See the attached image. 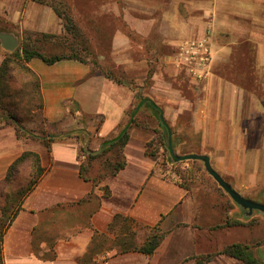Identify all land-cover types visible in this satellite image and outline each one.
I'll return each mask as SVG.
<instances>
[{"label": "crops", "instance_id": "obj_1", "mask_svg": "<svg viewBox=\"0 0 264 264\" xmlns=\"http://www.w3.org/2000/svg\"><path fill=\"white\" fill-rule=\"evenodd\" d=\"M196 2L184 0L190 13L199 8V17L191 13L180 18L175 11L162 15L169 23L165 30L170 47L177 36H196L211 45L210 72L194 77L197 87L189 89L194 96L173 88L162 73L155 75L150 92L140 94L92 63L66 59L48 65L38 58L27 63L39 78L43 123L32 135L36 140L19 138L15 126L0 125V181L25 152L37 154L44 171L4 232L3 264H197L195 257L207 254L216 255L207 264H244L222 253L233 243L232 233L229 228L213 229L215 208L202 205L193 190L175 183L146 155L149 133L130 131L126 166L116 175L101 177L106 173L102 159L92 163L90 180L80 171L87 160L82 148L100 152L103 143L127 127L132 109L151 100L157 108L148 101L141 108L149 105L163 112L167 125H160L168 134V150L170 137L173 148L180 147L175 126L183 136L179 145L190 151L186 155L208 156L213 169L241 196L251 199V189L264 187V0ZM123 20L142 38L154 30L160 33V16L127 15ZM2 23L20 34L60 35L64 30L53 8L32 0H0ZM112 46L123 56L135 48L122 28L114 30ZM4 54L0 45V68ZM162 62L167 75L178 73L172 56ZM128 63H121L125 71L133 68ZM133 65L146 66L144 61ZM1 104L0 86V121ZM74 131L82 132L51 140ZM156 226L164 238L152 255L123 250L140 246Z\"/></svg>", "mask_w": 264, "mask_h": 264}, {"label": "rangeland", "instance_id": "obj_2", "mask_svg": "<svg viewBox=\"0 0 264 264\" xmlns=\"http://www.w3.org/2000/svg\"><path fill=\"white\" fill-rule=\"evenodd\" d=\"M32 1L48 5L51 8L55 6L59 11L70 14L77 28L76 35L73 33L67 35L63 30V33L60 34L63 39L56 43L38 45L39 50L44 54L48 56L70 55L68 47L73 46L75 49L82 50L80 56L88 63L94 64L96 69H101L119 82L127 84L133 90H139L140 94L150 92L157 73H162L163 79L171 82L172 87L181 90L183 95H189L190 85L197 87V84L193 82L195 76L189 69L192 65L187 63L181 55V47L186 42L202 40V38L196 36L178 38L177 36L175 43L172 44L174 46L170 47L166 42L167 32L165 30L168 29L169 23L162 20V15L172 14L174 11L180 18H188L191 13L193 17H199V8H191L192 12L190 13V9L185 6L187 3H184V0H177L176 5H174L173 0ZM127 15L143 19L160 16V33L154 30L150 36L142 38L124 22L123 19ZM116 28L124 29L132 40V45L135 48L128 55H120L112 49V35ZM0 32H10L18 37L19 46L15 51L27 43L25 42V33H32L25 31L20 34L13 27L4 23L0 24ZM209 46H211L210 43ZM15 51L12 53L5 51L4 55L13 54ZM167 55L172 56L176 61L179 68L176 75L169 76L161 68V61L165 65L164 60ZM143 61L146 65L145 68H134L133 64ZM125 62H129L128 66L133 68L127 67L128 70L125 71L124 65L121 64ZM192 93L194 96L196 92ZM2 96L4 116L0 125L15 126L19 138L30 140L34 138L32 135L39 133V127L43 123L41 116L43 100L40 96L37 78L26 73L22 65L15 61L11 64L8 77L3 85ZM137 104L138 100L134 106L136 107ZM134 111L135 109H132L131 114ZM136 118L137 124L131 125L129 133L134 128H138L151 135V140L147 144L149 145L148 151L157 153L156 161L160 164L164 174L178 185L193 190L195 197L200 200L202 205H210V207L215 208V226L213 229L229 228L232 233L230 239L232 244L234 241H239L235 243L249 246V251L253 257L264 262V213L255 210L253 214L249 215L246 209L235 203L229 194L219 186L207 172L203 162L198 160L175 162L172 160L168 150V134L161 128L159 113L152 107L146 105L141 108ZM175 129L174 126L175 139L180 146L175 151L177 155L184 156L190 151L185 150L184 145H179L183 142V136L178 134L177 129ZM35 165L36 158L28 157L10 174L9 181L7 180L9 174L0 181V231H4L9 225L27 188L32 180L38 178ZM98 165L97 162L96 171L99 170L100 166ZM102 165L104 169L105 166ZM92 175L97 176V174ZM247 195L251 196V200L264 203V187H255ZM228 219L231 222L239 221L242 224L227 226ZM222 238H225L224 235Z\"/></svg>", "mask_w": 264, "mask_h": 264}, {"label": "trees", "instance_id": "obj_3", "mask_svg": "<svg viewBox=\"0 0 264 264\" xmlns=\"http://www.w3.org/2000/svg\"><path fill=\"white\" fill-rule=\"evenodd\" d=\"M52 6V5H51ZM53 10L56 12V14L63 20L64 30L68 34L73 33L76 35V24L74 23L73 17H71L70 14H65L61 11H59L55 6H52ZM26 34V44H24L21 49L18 51H15L13 54L6 55L1 68H0V86H1V94L3 91V85L5 83V80L8 77V73L10 71L11 64L15 61L19 62V64L22 65V68L24 71L28 74L34 75L39 83V90H40V82L39 78L35 73L27 66V63L31 61L34 58H38L45 62L48 65H52L56 62L66 60V59H73L80 61L82 63H88L86 60H84L80 56V52L82 50H78L73 48V46L68 47L70 50V55L60 56V55H53L48 56L41 52L38 48V45L40 44H47V43H56L58 40L63 39V36L55 35V34H48V33H25ZM121 83V82H119ZM40 96L41 91H40ZM3 106V96H2V104ZM151 107V106H149ZM43 108V105L41 104V110ZM158 112V111H156ZM134 124H137V118L134 120ZM82 131H74L71 133H66L63 135L58 136H51V140H54L55 138L64 139L68 137L73 136H80V133ZM29 134V133H28ZM130 140V133L129 131L125 132L119 139L112 141L111 143H108L103 146L102 150L97 153H93L89 151V148L85 149L82 148V152L86 155L87 161L81 164V176L85 180H90L88 177V171L92 165V163L97 159H102L104 163V170H106L105 174H102L101 177H105L108 175H116L120 170L124 169L126 166V160L124 156V149L127 146L128 142ZM84 142L86 140L84 139ZM149 145H147L146 155L150 156L153 159H156V152L148 151ZM35 157L36 158V165L38 178L32 180L30 186L27 188L26 192L23 196H26L37 184L39 178L43 174L44 169L40 165V158L37 154L32 152H25L20 158H18L14 164L10 167L8 174L10 179V174L20 165L22 161H24L26 158ZM9 181V180H8ZM96 182V181H93ZM15 216V215H14ZM122 216L117 215L116 219H120ZM14 218V217H13ZM12 218V220H13ZM115 219V220H116ZM11 220V221H12ZM10 221V223H11ZM9 223V224H10ZM242 223L239 221H233L231 222L229 219L227 221V226L229 225H241ZM9 226V225H8ZM7 226V227H8ZM7 227L4 229V231H0V264H3V256H2V240L3 235ZM3 230V228H2ZM164 238V234L161 232L160 228L158 226L154 227L151 230V233L148 235V237L145 239V241L140 246H129L123 248L124 251L134 250L139 251L146 255H152L159 245L161 244L162 240ZM222 253L227 254L233 258H236L238 260H241L244 262V264H264V262L260 261L259 259H256L253 257V255L249 251V246L241 244V243H234L231 245H228ZM216 255L207 254L202 256L195 257L197 260V264H207L209 263Z\"/></svg>", "mask_w": 264, "mask_h": 264}, {"label": "water", "instance_id": "obj_4", "mask_svg": "<svg viewBox=\"0 0 264 264\" xmlns=\"http://www.w3.org/2000/svg\"><path fill=\"white\" fill-rule=\"evenodd\" d=\"M0 42H1L2 48L6 52H10V53L15 51L19 46L18 37L15 34L10 33V32H0ZM146 101H148L153 107L157 108V106L151 100H142L141 103L139 104V106L135 109V112H134L129 124L121 132V134L116 139H113L111 141L103 143V145L111 143L112 141L119 139L130 128L136 114L138 113V111L140 110V108L143 106V104ZM159 119L163 125H167L166 121L163 117V112L161 110L159 113ZM102 146L100 147V149L102 148ZM169 150H170L171 156L173 157L175 162H181V161H187V160H198V161L203 162L207 172L216 180V182L219 184V186L222 187L227 194H229V196L234 200L235 203H237L239 206H241L244 209H248L249 215L253 214V212L255 210L261 211L264 213V203H259V202H256V201H253L251 199H247V198L241 196L235 189H233V187L230 184H228L222 178V176L217 171H215L213 169L211 162H210V158L208 156L197 155V154L184 155V156L177 155L175 149L173 148V145L171 142V137L169 139Z\"/></svg>", "mask_w": 264, "mask_h": 264}, {"label": "built area", "instance_id": "obj_5", "mask_svg": "<svg viewBox=\"0 0 264 264\" xmlns=\"http://www.w3.org/2000/svg\"><path fill=\"white\" fill-rule=\"evenodd\" d=\"M181 55L187 63L192 65L189 69L194 76L203 78L210 72L213 57L207 39L184 43L181 47Z\"/></svg>", "mask_w": 264, "mask_h": 264}]
</instances>
